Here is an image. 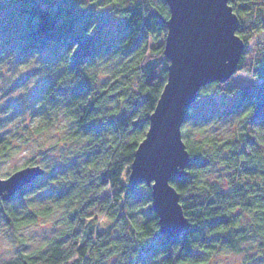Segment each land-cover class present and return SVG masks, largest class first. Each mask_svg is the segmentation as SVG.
I'll list each match as a JSON object with an SVG mask.
<instances>
[{
  "label": "trees",
  "instance_id": "trees-1",
  "mask_svg": "<svg viewBox=\"0 0 264 264\" xmlns=\"http://www.w3.org/2000/svg\"><path fill=\"white\" fill-rule=\"evenodd\" d=\"M15 2L0 25L4 43L23 41L27 49H50L57 58L55 80L44 92L51 110L42 117L47 127L57 108L64 113L72 123L68 137L77 144V159L54 194L55 205L64 212V228L44 248L21 251L0 264H104L115 255L123 264L135 257L136 264H207L221 250L237 251L251 238L258 240L264 254V43L246 64L250 42L264 37V0H229L239 18L236 33L245 43L237 72L245 70L258 82L227 91L237 100L234 111L240 123L232 139L192 141L182 130L191 160L187 175L171 183L188 225L172 238L161 234L151 207L148 215L142 210V221L138 220L132 201L140 199L137 188L145 192L148 203L151 189L129 180L134 153L167 81L166 1L96 0L95 6L88 1L90 9L79 8L82 0ZM112 14L118 16L120 29L107 35L105 24ZM108 57L120 62L113 77L99 86L91 69ZM223 84L210 83L199 95L208 86ZM189 113L190 108L185 121ZM6 145L0 140V157L5 156ZM216 163L227 170L226 187L204 180ZM27 192L23 188L1 202H12ZM47 213L44 209L22 213L15 205L6 208L13 229L35 223ZM102 218L112 226L102 230ZM111 228L117 232L110 233Z\"/></svg>",
  "mask_w": 264,
  "mask_h": 264
},
{
  "label": "rangeland",
  "instance_id": "rangeland-1",
  "mask_svg": "<svg viewBox=\"0 0 264 264\" xmlns=\"http://www.w3.org/2000/svg\"><path fill=\"white\" fill-rule=\"evenodd\" d=\"M15 1L0 0V25ZM118 20V16L111 15L105 24L107 35L119 32ZM5 39L4 32L0 31V140L7 141L5 156L0 157V177L6 178L30 162L42 166L45 172L24 187L28 191L25 196L0 203V263L15 258L21 251L32 252L44 248L50 238L64 228V212L62 207L55 205L54 194L67 178L70 164L77 159V144L68 137L72 132V123L64 117V113L57 108L47 127L44 126L47 119L42 117L45 111L46 114L51 110L44 99V92L55 80L57 58L50 49H27L23 41L4 43ZM263 43V36H257L250 42L246 64L251 62V57ZM119 62L111 57L97 61L91 70L98 76L99 86L113 77ZM256 82L257 78L243 70L235 73L220 88L206 87L190 107V115L182 127L186 132L184 138L192 141L232 139L240 123L237 111H234L237 100L227 91ZM40 128L44 129L39 132ZM226 174L225 166L216 163L204 175V180L226 187ZM136 193L140 199L132 201L137 206V218L142 221L141 211L148 215L151 203L147 202L148 199L146 201L141 188H137ZM9 205H15L22 213L44 209L49 214L40 216L35 223L13 229L7 223L6 208ZM247 221L245 217L244 224ZM100 224L102 230L112 226L105 218ZM116 232L117 229H110V233ZM159 238L155 237L152 243ZM135 258L130 259V264H136ZM104 264L123 263L121 257L115 255ZM207 264H264V254L258 247V240L251 238L244 241L237 251L221 250Z\"/></svg>",
  "mask_w": 264,
  "mask_h": 264
},
{
  "label": "water",
  "instance_id": "water-1",
  "mask_svg": "<svg viewBox=\"0 0 264 264\" xmlns=\"http://www.w3.org/2000/svg\"><path fill=\"white\" fill-rule=\"evenodd\" d=\"M170 16L164 42L167 81L149 116V127L130 166L132 185L146 183L151 189V208L161 234H179L188 225L180 195L172 185L184 178L191 157L182 136L188 109L200 90L213 82L225 83L239 68L245 49L237 35L239 18L229 0H165ZM40 165H28L0 177V202L10 199L43 175Z\"/></svg>",
  "mask_w": 264,
  "mask_h": 264
},
{
  "label": "snow or ice",
  "instance_id": "snow-or-ice-1",
  "mask_svg": "<svg viewBox=\"0 0 264 264\" xmlns=\"http://www.w3.org/2000/svg\"><path fill=\"white\" fill-rule=\"evenodd\" d=\"M93 3L96 2V0H92ZM133 3H135V0H133ZM227 3V0H225V4ZM228 7H231L232 5H227ZM79 8L80 9H90V5H89V2L88 0H82L81 3H79ZM93 23V22H92ZM92 23L90 24L89 27H91ZM167 63V61L165 62Z\"/></svg>",
  "mask_w": 264,
  "mask_h": 264
}]
</instances>
